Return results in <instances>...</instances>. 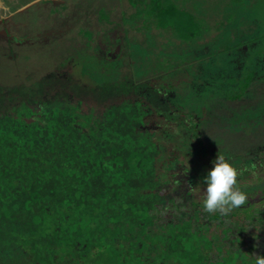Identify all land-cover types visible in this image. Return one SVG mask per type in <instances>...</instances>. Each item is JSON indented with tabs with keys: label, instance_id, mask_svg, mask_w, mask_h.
Returning a JSON list of instances; mask_svg holds the SVG:
<instances>
[{
	"label": "trees",
	"instance_id": "obj_1",
	"mask_svg": "<svg viewBox=\"0 0 264 264\" xmlns=\"http://www.w3.org/2000/svg\"><path fill=\"white\" fill-rule=\"evenodd\" d=\"M2 1L5 5L10 2ZM167 1L126 0V5L119 0L116 7L122 21H127L137 20L147 6L145 11L156 19L159 29H173L185 44L198 38L201 15ZM68 6L61 4V8L50 11L59 12ZM101 13L108 23L100 22L113 23L104 9ZM247 13L241 10L236 20L228 23L225 34L234 33V40L223 50L210 51V43H179L187 57L186 65L177 67L179 74L173 72L177 78L171 77L167 93L162 85L163 91H159L152 81H137L131 76V68L137 67L140 57L134 48L126 52L131 59L126 63L129 73L126 70L118 78L106 77L101 62L109 59L107 52L117 36L110 28L103 30V34L108 32L105 40L84 31V50L93 51H86L84 56L90 59L93 70L83 66L80 78L70 74L72 62L61 68L70 59L66 50L54 70L38 74L30 84L23 78L0 87V264H252L253 257L241 247H227L213 260V249L221 252L223 246L218 244V237L206 235L207 226L203 229L193 224L195 210L164 225L156 224L154 213L167 201L169 193L162 190L175 184L173 191L184 201L192 199V189L185 185L191 180L188 172H195L203 182L218 154L231 155L217 148L212 149L219 150L217 154L211 153L201 127L196 126L205 119L190 113L195 111L193 105L183 121L187 138L181 143L189 144L190 149L172 152L159 164L162 154L178 145L170 139L173 130L181 126L173 115H185L173 107V85H192L188 95L193 97L201 93L200 81L205 84L219 78L228 82L225 72L230 76L245 73L240 86L243 93L249 86L247 81L255 79L257 68L264 65V33L259 29L263 22L258 17L252 23L246 21ZM256 24L259 30L253 38ZM230 37H222L220 42ZM55 43L62 45L58 40ZM250 52L259 65L250 67L253 73L247 66ZM214 54L224 60L202 59ZM226 65L228 69L222 70ZM221 90L224 87H207L211 95H205V101L216 95L231 99L243 96L229 88L220 94ZM91 99L104 105L103 109H83V103ZM151 105L161 109L158 118L162 126L148 125ZM260 204L264 212V201ZM250 207L237 211L248 213Z\"/></svg>",
	"mask_w": 264,
	"mask_h": 264
},
{
	"label": "rangeland",
	"instance_id": "obj_2",
	"mask_svg": "<svg viewBox=\"0 0 264 264\" xmlns=\"http://www.w3.org/2000/svg\"><path fill=\"white\" fill-rule=\"evenodd\" d=\"M16 1L18 0H10V4L6 5L3 4L2 0L0 1V87L4 84L19 83V80L23 78L25 83L30 84L45 70H54L56 65L60 64L61 57L66 50L70 59L63 63L61 68L66 69L72 62L71 65L74 66V69L70 71V74L74 78H80L83 66L88 70H93L89 64L90 59L84 56L87 49L84 50L86 46L83 35L84 31L88 30L93 33L96 39L102 37L103 40L106 39L108 33L103 34L106 29L116 30L115 43L110 45L107 52L109 59L102 60L100 66L104 68L103 73L106 74V77L118 78L127 70L126 63L130 62L131 59L127 57L126 52L129 48L130 50L134 48L140 57L137 61L139 62L137 67L131 65V76L137 81L145 79L152 81L157 88H160L159 91H163L162 86L164 90L168 87L171 77L177 78L174 77L173 72L179 74L178 66L186 65L187 57L182 55L179 43L185 46L188 44L190 46H205L206 44L209 46L210 43V51L216 52L217 48L223 50L234 40V33H232L233 36L229 33L225 34L228 29L227 25L234 18L236 20L238 12L243 9L249 11L247 13L249 17L246 21L252 23L253 18L258 17L257 20L263 22L262 27L257 26L258 24L255 25L253 38L257 34L256 31L261 28L264 33V9L261 8L264 0H252L251 2L239 0L238 3L237 0H226V2L223 0H168L167 3L174 2L182 9H194L197 14L201 15L202 19L200 17L198 19L201 26L200 36L190 43L187 42L188 44L182 43L173 29H159L156 25V19L145 11L148 9L147 6L144 7L143 13L139 15L137 20L126 19L127 21H122L116 7L119 5V0H19V5H16ZM121 2L125 3L126 0H121ZM127 3L125 4L127 5ZM61 4H68L69 6L62 8L59 12L50 11V9L61 8ZM103 9L107 12L106 16L110 19L109 21L113 23L105 25L99 21L108 23L105 15L101 13ZM37 16H40V19L37 20ZM35 17L36 19L33 21L32 18ZM124 35L126 39H124ZM225 36L231 37L220 42V39ZM56 40L62 45L56 44ZM112 40L114 41L113 38ZM87 52L92 53V48L88 49ZM207 53L206 50L204 54ZM250 53L252 58L247 63L249 73L252 72L250 67L256 69L259 66L256 65L258 63L255 61L253 52ZM174 55L178 56L175 57ZM131 56L133 57L132 54ZM202 59L207 62L210 59L224 60L217 54L205 55ZM207 66L209 67V64ZM227 69V65L222 67V70ZM129 71L130 68L126 73ZM38 74L39 76H37ZM224 74V77H228L225 78V80L228 79V82H222L219 78L205 84L200 81L204 86H200L202 88L201 95L198 96L188 95L191 92L190 87H193L188 83L173 85L175 93H173L171 102L173 107H178L177 112L180 110L185 115H173L174 119H179L178 124L181 126L179 127L180 130L175 129L173 133L171 132L170 139L176 140L178 145L171 146L172 149L163 153L159 158V164L164 159L167 160L168 155H171L170 153H185L190 147L189 144L187 146L181 145L187 138L185 136L187 124L183 121L194 105L195 111L190 113L195 112L194 115H202L205 119L200 127L206 144L210 146L211 150L217 148L230 152L231 160L236 166H242L239 170L240 180L238 184L241 188H247L264 182V151L259 152L256 161L251 160L255 153L247 152L249 148L254 147L248 141L249 136L259 135L260 130L262 133L264 132V65L257 68L256 77L255 79L252 78L253 81L252 79L247 81L249 86H246L247 88L243 93H241L240 86H243L242 83L245 82L246 74L240 73L235 76H230L227 72ZM85 80L83 78V81ZM219 86L224 87L220 94L229 88L228 91L232 90L243 96L231 99L227 98L228 96L216 95L214 98L209 97L211 100L205 101V95H211L207 91V87L216 89ZM195 89L197 88L195 87ZM165 92L168 91L165 90ZM71 97L74 101L77 100V98ZM151 106L152 113L147 117L148 125L162 126V122L160 123L158 118L159 112H162L161 109ZM82 107L83 109L94 107L95 110L100 111L104 105H98L91 99L87 103H83ZM237 126L240 128L238 129ZM260 138L258 139L259 143L264 142V138ZM257 143L256 145H259ZM261 144L264 145V143ZM179 164L182 165L181 162ZM187 176L191 180L185 182V185L192 189L191 194L194 199L184 201L177 194V191H173L176 187L175 184L167 190H162V193L167 191L169 195L166 203L159 205L154 211L157 216L156 224L164 225L168 221L175 222L185 218L186 215H190L195 210L197 218L193 220V224L200 225L203 229L207 226L208 230H204L206 235L209 238L218 237V244L223 246L221 252L216 248L213 249L211 253L213 260L224 254L227 247H241L248 251L249 258L262 254L264 252V212L261 209V204L258 202L251 203L248 213H240L237 211L238 209H234L227 217L218 213L209 214L202 207V190L206 185L196 178L193 171L188 172ZM204 221H208V224H203ZM232 239L238 240L233 244L231 243ZM214 242L213 244L216 246L217 243Z\"/></svg>",
	"mask_w": 264,
	"mask_h": 264
},
{
	"label": "clouds",
	"instance_id": "obj_3",
	"mask_svg": "<svg viewBox=\"0 0 264 264\" xmlns=\"http://www.w3.org/2000/svg\"><path fill=\"white\" fill-rule=\"evenodd\" d=\"M203 177L202 207L209 213L225 217L248 203L249 193L238 184L239 170L225 155H218ZM247 259V258H246ZM252 264H264V254L254 255Z\"/></svg>",
	"mask_w": 264,
	"mask_h": 264
},
{
	"label": "flooded vegetation",
	"instance_id": "obj_4",
	"mask_svg": "<svg viewBox=\"0 0 264 264\" xmlns=\"http://www.w3.org/2000/svg\"><path fill=\"white\" fill-rule=\"evenodd\" d=\"M37 18H40V16H37ZM35 19H36V17H35ZM239 100H241V99H239ZM244 101V100H243ZM239 104H241V103H239ZM242 105V104H241ZM197 127H200V125H196ZM203 134V133H202ZM254 137H250L249 136V139H248V141L250 142V145L252 146H254V147H251V148H249V150H247V152H249V153H255L252 157V159L251 160H254V161H256L257 159H256V156H258V154H259V152H263L264 151V145H262L261 143H264L263 141L261 142V143H259V141H258V139H261L260 137H263L264 138V132L262 133L261 132V130H260V132H259V135H253ZM258 142V143H257ZM256 143L257 144H259V145H256ZM196 148H197V146H196ZM212 152L211 153H215V154H217L218 152H219V150L217 151V149L215 150V151H213V150H211ZM208 151L207 150H205V153H207ZM204 153V152H203ZM204 153V154H205ZM219 155V154H218ZM227 156V155H226ZM231 155H229V156H227L229 159H230V161L232 162V160H231V157H230ZM250 159V158H249ZM233 163V162H232ZM264 163V162H263ZM233 164H235V163H233ZM235 166V165H234ZM235 167H242V166H235ZM247 171V170H246ZM246 171H243L244 173L246 172ZM242 175H244L243 173H242ZM249 175V174H248ZM238 180H240V176H238ZM259 184H261V185H259ZM258 185H255V186H250V187H247V188H242V189H244V190H246L248 193H249V195H250V197H249V199H248V203L246 204L247 206H250V204L251 203H253V202H258V203H261V202H263L264 201V182H262V183H259Z\"/></svg>",
	"mask_w": 264,
	"mask_h": 264
}]
</instances>
